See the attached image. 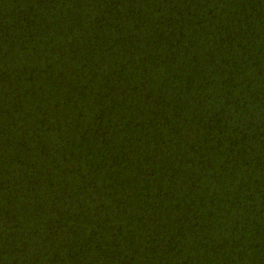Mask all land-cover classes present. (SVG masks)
Wrapping results in <instances>:
<instances>
[{
    "label": "trees",
    "instance_id": "obj_1",
    "mask_svg": "<svg viewBox=\"0 0 264 264\" xmlns=\"http://www.w3.org/2000/svg\"><path fill=\"white\" fill-rule=\"evenodd\" d=\"M0 264H264V0H0Z\"/></svg>",
    "mask_w": 264,
    "mask_h": 264
}]
</instances>
